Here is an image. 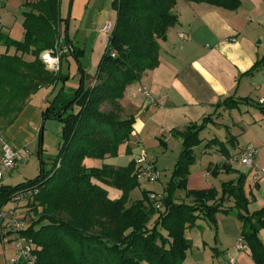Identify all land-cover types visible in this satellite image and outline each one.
<instances>
[{
	"label": "trees",
	"instance_id": "obj_1",
	"mask_svg": "<svg viewBox=\"0 0 264 264\" xmlns=\"http://www.w3.org/2000/svg\"><path fill=\"white\" fill-rule=\"evenodd\" d=\"M176 1L113 0L116 19L93 76L94 85L84 88L82 75L72 100L59 107L50 101L42 111L44 120L63 124L62 146L54 169L48 176L42 169L34 180L15 187L0 186V208L17 194L30 197L26 206L35 217L17 234L32 243L38 264H183L191 246L185 231L198 220L216 226L217 214L231 212L242 224L241 240L253 263L264 264V244L259 238V231L264 229V208L249 214L244 175L222 183L220 192L214 188L186 189L189 169L196 161L194 149L201 144L199 134L212 122L211 116L177 134L181 150L171 178L156 200L150 198L154 193L146 190L140 199H130L139 187L133 160L124 167L84 164L86 159L116 157L120 146L129 140L135 119L122 116L119 101L126 86L139 82L145 72L157 67L161 42L167 30L178 23L172 12ZM184 1L228 11H236L241 4V0ZM59 7V0H39L25 14L22 41H14L0 31V47L5 48L0 54V116H8L5 129L15 122L33 94L45 87L54 88L60 80L59 72L46 68L41 53H55L60 43L65 53L71 52L77 60L82 52L70 40L63 41L66 19L61 18ZM262 67L264 56L247 74ZM106 102L115 107L116 117L100 110ZM236 104L229 97L216 107L233 109ZM41 132L42 127L39 135ZM104 187L118 190L119 198L110 199ZM178 191L184 192L190 202L178 201ZM229 200L234 205L226 208Z\"/></svg>",
	"mask_w": 264,
	"mask_h": 264
},
{
	"label": "crops",
	"instance_id": "obj_2",
	"mask_svg": "<svg viewBox=\"0 0 264 264\" xmlns=\"http://www.w3.org/2000/svg\"><path fill=\"white\" fill-rule=\"evenodd\" d=\"M38 1L0 0V31L14 41H22L25 14ZM68 1L59 0L63 19H66L64 8ZM112 2L72 0L69 24L73 27V47L80 49L85 45V40L79 38L82 33L92 40L91 57H101L109 36L101 28L108 22L113 25L111 18L115 12L106 7ZM102 10L111 17L107 16L96 27V16ZM172 12L178 23L167 30L161 42L157 67L142 75L135 90L134 87L125 89L119 101L122 116L135 119L133 132L123 146L131 152L147 143L156 145L157 141L167 152L171 140L181 146L178 133L211 116L212 122L199 134L201 144L194 149L196 161L189 169L186 189L214 188L220 192L222 183L242 174L245 177L243 190L249 202L247 209L252 214L264 208V67L253 74L247 72L264 56V2L241 0L236 11H228L177 0ZM180 33L186 34L188 39L181 40ZM4 51L5 48L0 47V54ZM9 52L12 54L13 49ZM28 58L32 60L31 56ZM143 90L149 92L153 100L144 97ZM229 97L237 103L235 108L216 107ZM31 98L6 131L8 144L13 142L11 146L15 150L26 149L42 127L41 110L31 106ZM41 102L47 104L48 98ZM3 143L0 139V157ZM247 146L255 149L250 167L240 162ZM5 175L0 186L6 185ZM176 197L178 201L190 202L184 192L178 191ZM21 203L15 211L24 215ZM233 205V200H229L224 206ZM1 211L4 212V207ZM3 214L8 216L7 212ZM215 219L216 226L198 220L185 231L191 246L183 264H254L243 242V249L236 248L241 240L242 224L235 214H217ZM259 238L264 244V229L259 231ZM23 244L18 234L9 231L5 221H1L0 264H27L20 253Z\"/></svg>",
	"mask_w": 264,
	"mask_h": 264
},
{
	"label": "rangeland",
	"instance_id": "obj_3",
	"mask_svg": "<svg viewBox=\"0 0 264 264\" xmlns=\"http://www.w3.org/2000/svg\"><path fill=\"white\" fill-rule=\"evenodd\" d=\"M71 4H72V0H69L66 3V6L64 8L65 18L68 17V12L71 9ZM107 6H108V9L113 10L112 3L110 5H106V7ZM106 12L107 11L105 10L98 12L96 16L97 18L96 27H99L104 22L105 18L108 16ZM108 17H111V15ZM115 19H116V14L114 15V17L111 18V22L113 24L115 22ZM64 32H65V25L63 24L62 25V39L65 42ZM72 33H73V27L70 26L69 24L68 39L70 41H71V38H73ZM79 38L81 41L85 40V45L83 44L81 48L79 49L82 52L80 55H78V60L73 56L71 52L66 54L63 48H61V43H60V45H58L57 50L55 51L56 53L55 55L59 58V70H60L59 82L54 88L53 87H50L49 89L44 88L42 90H38L35 94H33L30 104L31 106L41 110V114H42V111L46 109L50 101L54 102L56 107H59L61 103L72 100L75 97L78 89L80 88L82 75L84 78L83 79L84 88H88L89 86L94 85L95 81L93 79V76L98 68L100 59L106 50L107 43H105L101 57L97 59V58L91 57L92 56L91 55L92 54L91 53V48H92L91 38H89L88 36L84 37L82 33L79 34ZM258 40L259 39H257V41ZM74 48L77 49L76 47ZM42 55L43 53H41L40 58H42ZM81 69L83 73L81 72ZM58 72L59 71H57L56 73ZM137 83L138 82L128 85L125 87V89H129V87H134V90H135ZM43 98L45 99L48 98L47 104L42 105L41 101ZM4 100L6 101L7 99H4ZM77 110L78 108H75V111ZM100 110L104 113H110L113 117L117 116L116 115L117 110L110 103H107V102L103 103L100 106ZM7 119H8V116L6 117L0 116V139L9 143L6 131L10 126L7 129H5L4 127ZM42 122L43 123H42L41 134L39 135V131H40V128H39L35 141H33L29 146H27L26 149L22 148L23 151L25 150L27 151L25 154L27 157L26 161L19 163L15 169L6 173L5 178H4V182L6 186L15 187L19 184L32 181L36 177L41 175L42 169H43L44 175L48 176L50 175L51 171L54 169L60 148L62 146L61 136H62L63 124L62 122L55 120V119L44 120L42 118ZM151 143H147L144 147L142 146L138 148L136 147L130 153H126V148L125 146L122 145L120 146L116 157H108L103 160L86 159L84 164L87 167H98V166L102 167L103 165L116 167V166H125L127 162H129L130 160H133L136 163L137 168L141 167L140 169H143L147 163L151 166L153 165L155 167V170L159 173V179L157 181H147L142 175H140L138 179L139 187L136 188L131 193L130 199L132 201H136L140 199L141 192L143 190L154 193L157 196H161L163 194V190H164L166 183L171 178V173L177 161L178 155L180 153L179 150H181V146L180 144H174V141L171 140L169 151L167 150L166 152L164 151V148L161 146L160 142L156 141V145L153 143L151 144ZM9 145L13 146V142H10ZM144 152L146 153V163L141 164L139 163V160ZM104 188H107L108 197L110 199L116 200L119 198L120 194L116 189L112 187H104ZM28 201H31L30 197L23 196V198H21V200H19L18 202H22L20 204L21 205L20 209H25V212L23 210L22 213L23 214L26 213L25 218L30 220L31 215H29L28 211H26L28 209V207L26 206ZM16 206H17L16 203L9 201L3 206L4 212L6 213L10 209L15 208ZM62 216L66 218L65 215H62ZM33 217L35 216L33 215ZM94 230L96 232L99 231L98 227H95ZM143 264H146V263H143Z\"/></svg>",
	"mask_w": 264,
	"mask_h": 264
},
{
	"label": "built area",
	"instance_id": "obj_4",
	"mask_svg": "<svg viewBox=\"0 0 264 264\" xmlns=\"http://www.w3.org/2000/svg\"><path fill=\"white\" fill-rule=\"evenodd\" d=\"M113 28V25L111 23H105L101 31L105 34H109ZM179 38L181 40H187L188 36L186 34L180 33ZM64 52H66L64 50ZM56 53L52 51H44L42 55V61L45 63L46 68L56 73L59 71V58L55 55ZM111 56H115V52L111 53ZM143 95L146 98L152 99L153 97L150 95L149 92L146 90H143ZM262 103V101H261ZM26 150H15L13 149L8 143L4 142L1 145V157H0V182L2 180L3 174L8 173L15 169L19 163L26 161ZM255 159V149L252 146H247L244 151L241 153L240 156V162L242 165L246 167H250L253 165ZM139 163L144 164L146 163V155L143 153L141 156ZM141 168V167H140ZM138 168V179L139 176L142 175L147 181H157L159 179V173L155 170V167L152 165H149L148 163L143 169ZM29 197L28 194H17L13 199L12 202L16 203V207L14 209H11L7 212L8 216L4 215L3 211L0 212V222L5 221V227L13 232L18 233L19 231H22L27 228L29 220L25 218L26 213L24 215H19L16 213L15 209L18 207V201L21 200V198ZM150 198L153 200L158 199L155 194H151ZM21 208V207H20ZM25 210V209H24ZM28 211V209L26 210ZM25 212V211H24ZM29 215H31L30 219H32L33 214L28 212ZM21 240L24 242L23 246L20 248V253L24 256L27 264H38L35 254L33 253V246L30 241H27L25 239ZM236 248L238 250L243 249L242 246V240L239 241Z\"/></svg>",
	"mask_w": 264,
	"mask_h": 264
},
{
	"label": "water",
	"instance_id": "obj_5",
	"mask_svg": "<svg viewBox=\"0 0 264 264\" xmlns=\"http://www.w3.org/2000/svg\"><path fill=\"white\" fill-rule=\"evenodd\" d=\"M69 14H70V10L68 12V17L66 18L65 32H64V39L67 43L69 41L68 39ZM163 40H165V38H163Z\"/></svg>",
	"mask_w": 264,
	"mask_h": 264
}]
</instances>
